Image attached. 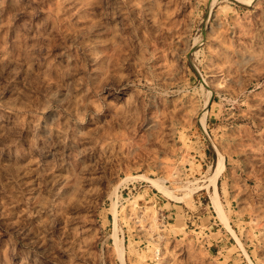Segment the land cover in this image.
I'll return each instance as SVG.
<instances>
[{"label": "rangeland", "instance_id": "rangeland-1", "mask_svg": "<svg viewBox=\"0 0 264 264\" xmlns=\"http://www.w3.org/2000/svg\"><path fill=\"white\" fill-rule=\"evenodd\" d=\"M0 264H264V0H0Z\"/></svg>", "mask_w": 264, "mask_h": 264}, {"label": "bare ground", "instance_id": "bare-ground-1", "mask_svg": "<svg viewBox=\"0 0 264 264\" xmlns=\"http://www.w3.org/2000/svg\"><path fill=\"white\" fill-rule=\"evenodd\" d=\"M223 161L222 159H219L218 161V170L222 168Z\"/></svg>", "mask_w": 264, "mask_h": 264}]
</instances>
